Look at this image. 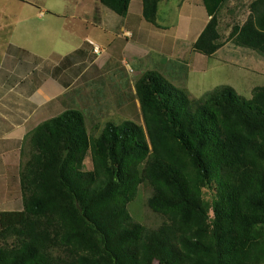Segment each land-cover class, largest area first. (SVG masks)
Returning <instances> with one entry per match:
<instances>
[{
    "label": "trees",
    "instance_id": "trees-1",
    "mask_svg": "<svg viewBox=\"0 0 264 264\" xmlns=\"http://www.w3.org/2000/svg\"><path fill=\"white\" fill-rule=\"evenodd\" d=\"M99 1L123 17L131 3ZM160 1L143 0L147 21L156 19ZM204 1L211 18L194 48L212 56L224 44L218 13L228 0ZM249 7L230 37L264 57V0ZM136 92L145 127L108 121L93 138L83 113L70 109L28 135L32 155L20 172L24 208L0 211V264L260 262L264 86L250 99L230 85L196 99L147 71ZM89 149L92 170L84 168ZM141 183L153 188L149 207L167 217L158 228L137 223L128 211Z\"/></svg>",
    "mask_w": 264,
    "mask_h": 264
},
{
    "label": "rangeland",
    "instance_id": "rangeland-1",
    "mask_svg": "<svg viewBox=\"0 0 264 264\" xmlns=\"http://www.w3.org/2000/svg\"><path fill=\"white\" fill-rule=\"evenodd\" d=\"M76 1L83 2V6L76 5ZM133 1L131 13L141 15L138 8L141 1ZM251 1L228 0L223 5L218 15L224 47L214 56H207L194 48L196 37L211 18L204 0H162L154 21L145 18L128 21L103 4L100 9L86 8L87 0H37L54 15L56 12L64 15L42 19L37 8L25 6L21 0H0V23L9 24L8 30L0 31V59L8 54L27 63L44 82L52 77L53 64L84 45L86 37L99 44L95 46L99 47L101 54L86 58L90 68L75 78L73 84L70 83L64 98L67 102L59 106V111L50 114L57 113L58 116L66 110H79L84 115L90 137L99 138L108 121L119 124L131 120L145 127L136 83L147 71L160 72L173 85L186 89L192 98L199 99L215 88L230 85L250 99L255 87L264 86V76L252 72L261 61L253 55L252 49L234 44L230 34L236 24L242 25L249 18ZM92 14L100 15L102 19L103 15L111 16L107 19L112 22L111 26H119L118 31L106 27L108 23L93 26L89 18ZM90 48L93 47L90 45ZM28 104L30 101L23 99L17 101L14 108L26 107L29 111ZM36 109V113L41 114L39 104ZM50 115L46 112L40 117L45 120ZM21 152L20 172H23L32 155L28 139L23 142ZM84 168L93 169L90 149ZM12 169L11 166L8 170L12 172ZM16 180V175L10 178L11 187L19 185ZM20 185L19 196L23 197L21 182ZM152 194L151 185L141 183L128 204V211L137 223L158 228L167 217L149 207L148 199ZM204 197L209 199L211 191L205 189ZM210 214L213 216L212 211ZM255 230L259 231L264 242V228ZM162 259L155 258L153 264H165L166 260ZM258 264H264V252Z\"/></svg>",
    "mask_w": 264,
    "mask_h": 264
},
{
    "label": "crops",
    "instance_id": "crops-1",
    "mask_svg": "<svg viewBox=\"0 0 264 264\" xmlns=\"http://www.w3.org/2000/svg\"><path fill=\"white\" fill-rule=\"evenodd\" d=\"M21 1L24 2L25 6L37 8L39 10V17L42 19L46 18V16L47 18L50 16L51 18L64 16L57 12L54 15L47 6L38 3L37 0ZM138 1H141V6L138 7L141 15L131 13L130 3L128 14L125 17L122 16L123 19H127L128 21L144 19L143 0ZM86 4V8L89 6L93 7L94 10L95 8L100 9V5H102L99 0H87ZM76 5L83 6V2L76 1ZM89 18L93 26H102L108 23L110 26L106 24V27H112L115 31L119 27L116 25L115 27L111 26L112 22L107 19L111 18V16L103 15L102 19L100 15L92 14ZM112 18L115 21L117 20L116 17ZM8 28L9 24L0 23V31H6ZM84 41L85 44L78 47L70 56H66L59 63L53 64L52 77H48L44 82H42L41 76H37L33 67H30L27 63L17 61L15 57H10L8 54L0 59V165L4 169H0V211L23 210V197L19 196V191L21 190L20 166L22 163V152L20 153V150L22 144L39 124L57 116V113L50 114L53 111H59V106L67 102L64 101V98L68 94L70 83L73 84L75 78L90 68L91 65H89L86 58L92 55L97 57V55L101 54L94 51L95 45L99 44L88 37ZM90 45L93 47L92 49ZM223 47L224 45L216 53L222 50ZM251 51L255 53H253L255 57H258V61H261L260 65L258 64L256 68L252 69V72H257V74L264 76V57L255 50ZM97 72H102V70H98ZM23 99L30 101V104H28L29 111L26 107L14 108L16 102ZM36 104H39L42 110L41 114L44 116L48 112L50 118L45 120L41 118V114L36 113ZM11 166L13 167L12 172L8 170ZM14 175L17 177L16 184L18 181L19 185L11 187L10 178Z\"/></svg>",
    "mask_w": 264,
    "mask_h": 264
},
{
    "label": "built area",
    "instance_id": "built-area-1",
    "mask_svg": "<svg viewBox=\"0 0 264 264\" xmlns=\"http://www.w3.org/2000/svg\"><path fill=\"white\" fill-rule=\"evenodd\" d=\"M94 51L96 52V53H98V54H100V52H101V50L99 49V47H94Z\"/></svg>",
    "mask_w": 264,
    "mask_h": 264
}]
</instances>
